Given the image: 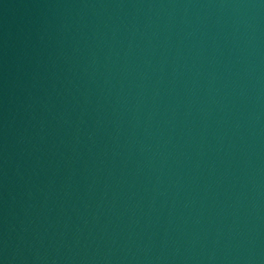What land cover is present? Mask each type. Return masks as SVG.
Segmentation results:
<instances>
[{"label":"water","instance_id":"95a60500","mask_svg":"<svg viewBox=\"0 0 264 264\" xmlns=\"http://www.w3.org/2000/svg\"><path fill=\"white\" fill-rule=\"evenodd\" d=\"M0 264H264V0H0Z\"/></svg>","mask_w":264,"mask_h":264}]
</instances>
